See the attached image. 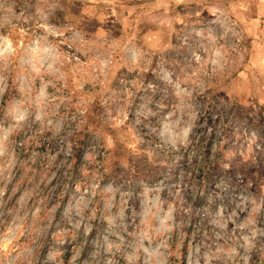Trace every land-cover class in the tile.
<instances>
[{"label": "rangeland", "instance_id": "obj_1", "mask_svg": "<svg viewBox=\"0 0 264 264\" xmlns=\"http://www.w3.org/2000/svg\"><path fill=\"white\" fill-rule=\"evenodd\" d=\"M0 264H264V0H0Z\"/></svg>", "mask_w": 264, "mask_h": 264}, {"label": "trees", "instance_id": "obj_2", "mask_svg": "<svg viewBox=\"0 0 264 264\" xmlns=\"http://www.w3.org/2000/svg\"><path fill=\"white\" fill-rule=\"evenodd\" d=\"M78 3V2H77ZM79 4V3H78ZM214 165L215 163H212L211 166H201L197 169V172H196V175L198 178H201L202 181H201V189H207L209 188V185L212 184V182L214 181V178L216 177V174L213 173V168H214ZM76 167L75 168H72V173L76 170ZM67 179H70L67 178ZM66 181V180H65ZM199 199H201V197H199ZM68 200V196H61L60 197V203H61V209L63 207H65L66 205V201Z\"/></svg>", "mask_w": 264, "mask_h": 264}]
</instances>
